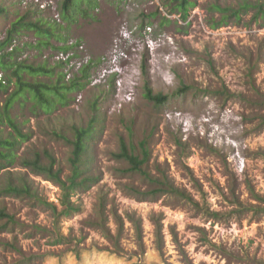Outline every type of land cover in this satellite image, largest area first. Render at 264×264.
<instances>
[{"label": "rangeland", "instance_id": "374dc122", "mask_svg": "<svg viewBox=\"0 0 264 264\" xmlns=\"http://www.w3.org/2000/svg\"><path fill=\"white\" fill-rule=\"evenodd\" d=\"M163 1L97 0L91 19L77 15L66 24L63 0H0L8 13L0 15V40L9 21L26 13L59 31L60 39L44 48H36L31 32L14 42L19 61L65 63L50 78L28 80L54 84L62 73L65 82L80 85L67 106L49 115L33 111L30 103L14 105L10 116L29 136L18 157L47 149L67 173L72 147L54 134L72 140L71 127H85L95 116L86 161L98 178L72 194L79 210L56 222L46 206L1 194V188L8 177H23L43 201L59 205L57 185L23 169L19 160L2 170L0 210L12 222L0 220V264H264V203L253 198L264 199V128L258 127L264 112L218 94L226 89L253 101L246 74L255 63L254 80L264 93V21L250 11L238 22L210 26L220 18L211 5L237 8L262 0H192L185 22L168 15ZM145 78L155 94L168 96L164 104L144 99ZM3 83L0 110L15 90ZM9 132L1 123L0 136ZM120 138L135 147L144 141L150 172L166 174L191 201L165 195L140 202L128 194L125 185L146 186L139 176L121 173L127 165L113 157ZM100 201L105 230L117 247L98 228ZM128 215L141 221L140 241Z\"/></svg>", "mask_w": 264, "mask_h": 264}, {"label": "trees", "instance_id": "16d2710c", "mask_svg": "<svg viewBox=\"0 0 264 264\" xmlns=\"http://www.w3.org/2000/svg\"><path fill=\"white\" fill-rule=\"evenodd\" d=\"M166 8L168 15H177L184 22L188 19L190 8L194 7L192 0H165L162 3ZM211 10L220 14L219 20L211 19L210 26L212 28L225 25L230 20L238 22L241 15H245L253 11V19H261L264 21V0L261 2L249 3L242 1L237 8L221 7L219 5H211ZM98 9L97 0H63L60 9V17L66 24L75 23V17L78 15L84 19H91L92 13ZM0 15L7 18L8 13L5 7L0 6ZM32 14L26 13L17 15L15 20L9 21V28L5 30L4 37L0 40V72L3 73L7 83L14 84L15 90L5 102L2 110H0V124L6 122L11 132L7 137L0 136V172L10 168L19 160V164L23 169L29 170L31 173L43 176L48 181L58 186L60 190L59 205L47 203L36 195L27 181L20 177L12 180L11 177L6 179L5 184L1 188V194L14 197L33 198L41 205L49 208L55 218V221L61 217L69 216L77 212L79 209L75 207L71 201L72 194L78 190H84L88 185H92L98 181V178H93L88 172L86 156H88V142L96 134L95 116L91 118L85 127H71L73 135L72 140L62 135L55 133L54 135L71 145V155L67 162V173H65L58 165L54 156L44 149L41 152L34 151L33 154L26 158H20L17 155L19 146L29 139L28 134H24L19 128V125L11 118L10 112L15 104L23 106L30 103L32 110L49 115L54 113L59 107H65L69 103V95L74 92L80 85L73 81L65 82V76L62 73L57 74V80L54 84H47L40 81L31 82L28 79H37L39 77L50 78L54 76L56 69L62 67L65 63L57 64L50 67L47 63L41 65H32L27 61H19V47L14 45V42L23 35L24 32L33 33L36 38V48L47 47L52 38L60 39L59 31L54 25L46 23L41 18L32 17ZM60 51L66 52L68 49L63 47ZM250 64V63H248ZM255 66L252 64L247 69V87L252 93L254 100L247 99L243 94L229 93L226 89L218 94H226L227 98H238L242 103L249 105L253 104V108L261 113L264 112V93L261 92L255 83L253 71ZM86 70H84L85 73ZM142 75H146L142 70ZM0 80V90L5 89L6 85ZM143 97L146 101L154 105H162L168 100L167 95L155 94L147 78L143 81ZM260 129L264 128V114L259 115ZM113 157L124 162L127 167L121 170L122 174L139 176L146 190L139 189L136 186L125 185V190L131 196L135 197L140 202L155 201L157 198L165 195L176 196L187 201H191L190 197L177 188L166 174L161 176L153 175L149 170L150 152L144 141L135 147L128 144L124 139L120 138L119 150ZM17 181V182H16ZM252 194L254 191L250 189ZM256 202L264 203V199L259 196H253ZM105 206L103 201H100L98 206L99 225L98 228L104 232L106 238L112 241V244L117 247L114 237L109 231L105 230L104 213ZM217 216V214H212ZM133 224L138 241L141 239L142 226L141 221L134 216L127 217ZM0 220H6L9 224L12 222V217H9L4 210H0ZM157 238L160 237V222L154 219ZM61 236H56V241H61ZM116 239V238H115Z\"/></svg>", "mask_w": 264, "mask_h": 264}]
</instances>
